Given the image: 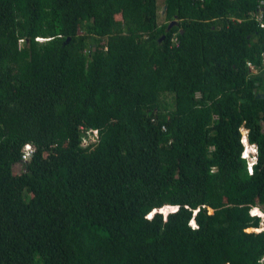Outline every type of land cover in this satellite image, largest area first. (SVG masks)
<instances>
[{
  "label": "trees",
  "instance_id": "obj_1",
  "mask_svg": "<svg viewBox=\"0 0 264 264\" xmlns=\"http://www.w3.org/2000/svg\"><path fill=\"white\" fill-rule=\"evenodd\" d=\"M260 1L0 0V264H259Z\"/></svg>",
  "mask_w": 264,
  "mask_h": 264
},
{
  "label": "clouds",
  "instance_id": "obj_2",
  "mask_svg": "<svg viewBox=\"0 0 264 264\" xmlns=\"http://www.w3.org/2000/svg\"><path fill=\"white\" fill-rule=\"evenodd\" d=\"M262 6H264V4L263 5H259V7H258L257 11L254 13V15H256L258 13H261V15H262V23L264 24V20H263L264 19V16H263L262 11L260 10V7H262ZM254 15H251L250 17L252 19H254L258 23V26L260 27V23H259V21H257L254 18ZM260 28H264V27H260ZM263 54H264V50H263V52L261 54L262 63L264 64V56H263ZM246 66L248 68L249 75L257 74V69L255 68L254 65H252L250 63H247ZM250 66H252V69H250ZM90 129L86 128L83 125L79 126V128H78L79 132L88 131L86 134L87 135H90L91 134L92 137L95 138L96 137V134H97V130H94L95 131V134H93V132ZM246 132L247 131L244 130L243 127L240 128V133H241L240 143L242 145V152H241L240 155H241V158H243L247 162V172L250 174L252 172V166L257 161V150H256V146L255 145H251V144H249L247 142V139H246L247 134H246ZM93 138H89V140L92 142L93 141ZM26 145H28V144H26ZM28 146L32 149V147L30 145H28ZM24 147H23V149H24ZM23 149H22V152H23ZM163 206H167L168 207V210L167 211H156L155 213L161 214V216H162V218H163L164 221L166 220L168 213L176 212L177 209H178L177 206H173V205L166 204V205H163ZM154 210H156V208H154L149 214L146 215V218L147 219H151L152 215L154 214L153 213ZM209 212L211 213L212 211H209ZM258 213H260V212H259V207H257V206H252L251 209L249 210V215L250 216L257 217L259 219V227L258 228H254L255 233H264V217H262ZM189 226L191 228H194L195 227V223H194L193 220H190ZM261 227H263V228H261Z\"/></svg>",
  "mask_w": 264,
  "mask_h": 264
},
{
  "label": "built area",
  "instance_id": "obj_3",
  "mask_svg": "<svg viewBox=\"0 0 264 264\" xmlns=\"http://www.w3.org/2000/svg\"><path fill=\"white\" fill-rule=\"evenodd\" d=\"M263 4H264V0H261L259 2V5H263ZM254 18L257 21H259L260 27H264V24L262 23V15H261V13H258L256 15H254ZM263 56H264V54H263ZM250 69H252V66H250ZM93 133L95 134V131ZM89 143H90L89 139L88 140L87 139H83L82 140V146H87ZM31 152H32V149L28 145H26L24 147V149H23L22 154H21V160L22 161H26L30 157ZM258 263L259 264H264V255L261 256V258L258 260ZM223 264H226V263H223Z\"/></svg>",
  "mask_w": 264,
  "mask_h": 264
},
{
  "label": "rangeland",
  "instance_id": "obj_4",
  "mask_svg": "<svg viewBox=\"0 0 264 264\" xmlns=\"http://www.w3.org/2000/svg\"><path fill=\"white\" fill-rule=\"evenodd\" d=\"M158 1H159V0H158ZM115 18H116V19H119V15H116ZM161 21H163V20L160 18L159 22H161ZM20 171H21V170H20L19 166H15L14 169H13V172L16 173V174H17V173H20ZM259 212H260V213H258V214H260L262 217H264V207H263V209H260V208H259ZM153 213H155V211H153ZM261 228H263V227H261ZM259 230H260V229H259ZM246 231H247V232H255L253 229H250V230L247 229Z\"/></svg>",
  "mask_w": 264,
  "mask_h": 264
},
{
  "label": "water",
  "instance_id": "obj_5",
  "mask_svg": "<svg viewBox=\"0 0 264 264\" xmlns=\"http://www.w3.org/2000/svg\"><path fill=\"white\" fill-rule=\"evenodd\" d=\"M175 24V21H172L171 23H169V25L166 28V31L170 29L171 26H173ZM163 39V36L158 40V42H161V40Z\"/></svg>",
  "mask_w": 264,
  "mask_h": 264
},
{
  "label": "bare ground",
  "instance_id": "obj_6",
  "mask_svg": "<svg viewBox=\"0 0 264 264\" xmlns=\"http://www.w3.org/2000/svg\"><path fill=\"white\" fill-rule=\"evenodd\" d=\"M250 229H253V228H250ZM250 229H249V230H250ZM253 230H254V229H253Z\"/></svg>",
  "mask_w": 264,
  "mask_h": 264
}]
</instances>
